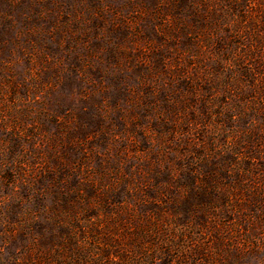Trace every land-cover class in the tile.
<instances>
[{"label":"rangeland","instance_id":"obj_1","mask_svg":"<svg viewBox=\"0 0 264 264\" xmlns=\"http://www.w3.org/2000/svg\"><path fill=\"white\" fill-rule=\"evenodd\" d=\"M0 264H264V0H0Z\"/></svg>","mask_w":264,"mask_h":264}]
</instances>
